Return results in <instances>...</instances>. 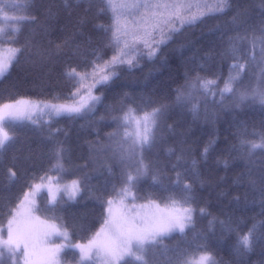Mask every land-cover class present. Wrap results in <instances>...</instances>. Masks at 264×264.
<instances>
[{
  "label": "snow or ice",
  "instance_id": "obj_1",
  "mask_svg": "<svg viewBox=\"0 0 264 264\" xmlns=\"http://www.w3.org/2000/svg\"><path fill=\"white\" fill-rule=\"evenodd\" d=\"M76 6H83L84 15L77 19L62 43L53 44L47 38L58 13L53 12L51 6L44 8L34 2L21 5L18 0H0V79L21 63L45 74L54 71L60 57H78L84 65L81 70L68 66L63 72L73 88L68 97L57 96L52 100L20 97L0 104V153L15 139L6 129L31 125L42 131L45 125L50 127L57 119L93 116L97 105L102 103V95H96V89L110 86L122 67L127 66L130 71L145 58H160L163 48L189 29L208 18L227 15L234 8L232 0H76ZM19 8L26 14H9ZM93 12L97 16L107 15L111 21L107 27L97 26L105 34L102 47H93L85 31L88 16ZM232 20L235 34L227 37L226 46L218 53L221 61L232 62L223 87L207 77L186 75L185 83L176 89V104L187 106L194 119L200 116L201 104L207 109L209 96L213 103L225 109L254 104L264 109V17L258 24L251 23L245 8L236 9ZM22 23L32 27L21 41ZM77 37L82 39L77 41ZM103 49H111L112 55L105 59ZM253 65L259 67L256 83L242 87L246 70L250 71ZM147 103L151 106L153 102ZM170 110L171 106L166 103L151 107L142 116L135 115L141 109L127 105L118 110L120 114L112 117L115 127L107 133V142L90 146L89 159L95 165L92 171L105 168L112 176L101 188L91 184L94 176L85 170L87 163L69 164L70 149L54 141L50 131L47 139L53 144L49 151V171L58 175L54 177L45 172L33 177L22 197L0 202V264H68L65 258L68 253L78 256V264H97L98 261L99 264H154L149 259L150 254L156 252L164 239L177 233L186 238V246H177L170 254L166 251L164 264H223L216 259L208 237L197 230V211L200 216L209 213L206 208L195 206L193 185L181 184L177 173L176 185L170 186L165 182L166 173L151 161L146 162L147 154L163 139L165 126L168 130L173 127L166 125ZM102 121L104 117L90 123L95 126ZM96 134L99 137V131ZM214 144L210 139L204 147L205 162ZM231 150L253 166L254 158L260 154L259 175L253 176L250 167L242 174L240 183H247L259 193L261 215H264V124L259 131H245ZM168 152L174 154L175 149L169 148ZM181 159L183 149L177 155V160ZM196 163L194 160L193 171L199 177ZM224 166L228 167L227 161ZM114 167L119 168L118 174L113 171ZM75 173H79L77 179L62 182L64 175ZM9 179H16L11 169ZM149 179L151 185L146 189L144 185ZM200 183L205 181L201 179ZM83 190L92 192L99 201L102 222L94 230L85 229L91 231L90 236L75 241L73 233L61 222L60 213L65 211L67 201L74 200ZM45 191L47 195L42 197ZM234 199L239 202L240 197ZM209 223L214 225L217 219L213 217ZM218 223L225 231L236 230L231 218ZM190 235L191 240H187ZM256 244L264 247V220L259 226L252 224L247 234L237 237L236 264H244V256Z\"/></svg>",
  "mask_w": 264,
  "mask_h": 264
},
{
  "label": "trees",
  "instance_id": "obj_2",
  "mask_svg": "<svg viewBox=\"0 0 264 264\" xmlns=\"http://www.w3.org/2000/svg\"><path fill=\"white\" fill-rule=\"evenodd\" d=\"M26 2H34L44 8L51 6L52 11L58 13L53 30L47 38L53 44L62 43L70 34L77 19L84 15L83 6L77 7L76 0H67V7L65 0H18L21 5ZM232 3L234 8L227 15L208 18L204 23L192 27L184 36L164 47L160 58L151 60L145 58L130 71L127 66L122 67L118 78L110 86L96 89L95 94L102 95V103L97 105V111L93 116L57 119L51 122L50 127L45 125L42 131L31 125L6 129L15 136V139L3 153H0V161H2L0 202L22 197L33 177L44 175L45 172L54 177L58 175L49 171V151L53 144V141L47 139L50 131L54 141H60L70 149L69 164L87 163L88 168L85 170L94 176L91 184L97 188L103 187L105 180L111 179L112 176L105 168H100L98 172L92 171L95 165L89 159L92 152L90 146L107 142V133L113 131L115 127L112 124V117L120 114L118 110L123 105L141 109L135 115L142 116L143 112L150 111L151 107L166 103L171 106L166 125L171 124L173 127L168 130L165 126L163 139L159 140L155 148L147 154L146 162L151 161L155 167L165 172V182L170 186L176 185L177 173L180 174L181 184L193 185L195 206L204 207L209 213L200 216L197 211V230L208 237L207 242L216 259L222 260L223 264H236L234 246L237 244V237L247 234L252 224L259 226L260 221L264 220V215H261L259 193L254 192L247 183H240L242 174L250 167L253 176L259 175L260 154L257 153L254 158L255 166H253L248 161L239 159L237 153L231 150V146L238 144L245 131L260 130L261 125L264 124V109L259 104L225 109L218 103H213L212 97L209 96L207 109L205 110V106L201 104L200 116L194 119L187 106H180L175 102L176 89L185 83L186 75L193 78L197 75L207 77L223 87V79L229 75L232 62L221 61L218 53L226 46L227 37L235 34L232 30L235 27L232 18L236 9L246 8L251 23L258 24L264 17V6H262L264 0H232ZM9 14L25 15L26 12L23 8H19L11 10ZM88 20L85 31L93 41L92 46L102 47L105 34L97 26L107 27L111 22L109 16H97L93 12L89 14ZM20 26L23 29L22 41L32 26L25 23ZM81 39V37L76 38L77 41ZM189 40L192 41L191 44L188 43ZM103 54L107 59L112 55V51L103 49ZM68 66L81 70L84 65L78 57L71 59L60 57L50 74L28 69L23 63L14 66L3 79H0V104L20 97L33 100H52L57 96L68 97L73 90L72 84L63 76ZM246 73L241 86H254L259 67L253 65L250 71L246 70ZM149 100L153 102L151 106L147 103ZM216 100H219V96ZM100 117H104V121L96 123L95 126L90 123V121H100ZM97 131L100 133L99 137ZM210 139H213L215 144L205 162L202 153ZM182 141L186 143H181ZM169 148L175 149V153L169 154ZM182 149L183 159L178 161L177 155L181 154ZM194 160L197 162L195 168L199 172V177L193 171ZM225 161L228 162L227 168L224 166ZM9 169L16 173L14 181L9 179ZM113 171L118 174L119 168L114 167ZM78 175L79 173L64 175L62 182L77 179ZM201 179L205 183L201 184ZM150 185L149 179L144 187L148 189ZM46 195L45 192L42 193V197ZM236 196L240 197L239 202L234 199ZM64 200L67 201L65 197ZM102 211L94 194L83 190L75 201H67L65 211L60 213L61 222L70 233H73V240L79 241L91 235V231L85 229L94 230L99 227L102 222ZM213 217L217 219V223L211 225L209 222ZM229 218L233 222L235 231H225L218 223L219 220H229ZM4 226L6 227V221ZM187 240H191V235ZM177 246H186V238L179 233L164 239L156 252L150 254L149 259L153 260L154 264H164L165 252L170 254ZM65 258L68 264H74L78 260V256L72 253H68ZM262 262H264V247L256 244L253 250L244 256V264H262Z\"/></svg>",
  "mask_w": 264,
  "mask_h": 264
},
{
  "label": "rangeland",
  "instance_id": "obj_3",
  "mask_svg": "<svg viewBox=\"0 0 264 264\" xmlns=\"http://www.w3.org/2000/svg\"><path fill=\"white\" fill-rule=\"evenodd\" d=\"M68 182H70V181H68ZM45 193H46V191H45ZM46 194H47V193H46ZM78 195H79V194H78ZM78 195H77V197H78ZM64 197L67 199V196H66V195H65ZM77 197H76V198H77ZM76 198H75L74 200H72V201H75V200H76ZM57 242H60V241H57ZM74 264H78V260H77V262H76V263H74ZM97 264H99V261L97 262Z\"/></svg>",
  "mask_w": 264,
  "mask_h": 264
}]
</instances>
